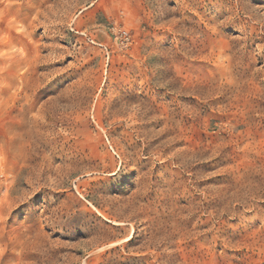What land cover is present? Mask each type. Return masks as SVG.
Listing matches in <instances>:
<instances>
[{
  "label": "rangeland",
  "instance_id": "rangeland-1",
  "mask_svg": "<svg viewBox=\"0 0 264 264\" xmlns=\"http://www.w3.org/2000/svg\"><path fill=\"white\" fill-rule=\"evenodd\" d=\"M0 264H264V0H0Z\"/></svg>",
  "mask_w": 264,
  "mask_h": 264
}]
</instances>
